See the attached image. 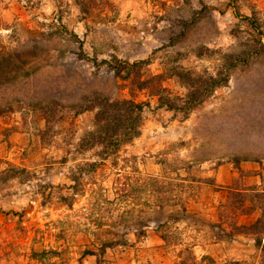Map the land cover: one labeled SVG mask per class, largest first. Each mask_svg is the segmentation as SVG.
<instances>
[{
	"label": "rangeland",
	"instance_id": "374dc122",
	"mask_svg": "<svg viewBox=\"0 0 264 264\" xmlns=\"http://www.w3.org/2000/svg\"><path fill=\"white\" fill-rule=\"evenodd\" d=\"M1 55L0 264H264V0H0Z\"/></svg>",
	"mask_w": 264,
	"mask_h": 264
},
{
	"label": "trees",
	"instance_id": "16d2710c",
	"mask_svg": "<svg viewBox=\"0 0 264 264\" xmlns=\"http://www.w3.org/2000/svg\"><path fill=\"white\" fill-rule=\"evenodd\" d=\"M8 61L11 62L10 57L8 56L6 57L4 55L0 56V79L6 77L8 74H11L10 72L11 65L9 66L6 65ZM13 66H15V64ZM127 66L130 68H134L139 66V63L137 62L131 65L127 64ZM120 69L114 68L116 73L115 75H117V77H119L120 79H124V77L118 74L120 72ZM31 73H34V71L28 70L24 72L25 75L24 78H27L29 75H31ZM129 76L130 74L127 73L126 77L128 78ZM15 78L16 77L6 78L4 86L15 85L17 89H20V85L18 86L17 83H14L16 82ZM157 78H158L157 76H154L149 80H147L146 82L155 81ZM132 81L133 84H135L136 88L148 89V86H146L145 81L140 80L139 78L136 79L132 78L131 82ZM226 81L227 80L225 79L223 80L216 77H210L208 81H206L204 88H202V91L200 90L194 92L191 91L187 94L186 96L187 99L185 100L183 109H189L193 106V104H198L202 100L203 94L210 92L213 88L218 87L219 85H221L222 82H226ZM9 96L11 97V99H15L14 98L15 96L14 97H12L11 95ZM11 99L7 97H5L4 99L3 97L0 101V110H2L1 107L9 108L10 102L12 101ZM92 99L94 103H98L99 105H101L100 103H102L101 105L102 109L97 113L96 118L99 122H103L104 128H107L106 132L103 133L104 138L101 136V134H98V132L92 133L90 135L91 136L90 139L94 142V145L101 144V146L104 147L105 152L115 151L120 146L121 142L130 141L131 139H133L138 135L143 103L135 102L134 100H130V99L109 100L98 95H95ZM160 104H166V103L161 100ZM166 105L170 106L168 104ZM257 224H260V220H258L255 223V225ZM258 246L262 252V257L264 259V238L260 239V241L258 242Z\"/></svg>",
	"mask_w": 264,
	"mask_h": 264
}]
</instances>
